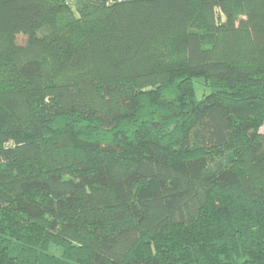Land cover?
<instances>
[{
  "label": "trees",
  "instance_id": "obj_1",
  "mask_svg": "<svg viewBox=\"0 0 264 264\" xmlns=\"http://www.w3.org/2000/svg\"><path fill=\"white\" fill-rule=\"evenodd\" d=\"M263 125L264 0H0V264H264Z\"/></svg>",
  "mask_w": 264,
  "mask_h": 264
},
{
  "label": "rangeland",
  "instance_id": "obj_2",
  "mask_svg": "<svg viewBox=\"0 0 264 264\" xmlns=\"http://www.w3.org/2000/svg\"><path fill=\"white\" fill-rule=\"evenodd\" d=\"M195 89L198 98L203 97V94L209 93L211 90L206 88L199 79L195 81Z\"/></svg>",
  "mask_w": 264,
  "mask_h": 264
},
{
  "label": "crops",
  "instance_id": "obj_3",
  "mask_svg": "<svg viewBox=\"0 0 264 264\" xmlns=\"http://www.w3.org/2000/svg\"><path fill=\"white\" fill-rule=\"evenodd\" d=\"M261 131L264 133V125H263V127H262Z\"/></svg>",
  "mask_w": 264,
  "mask_h": 264
}]
</instances>
